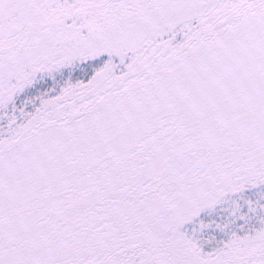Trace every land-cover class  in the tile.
I'll return each mask as SVG.
<instances>
[{
	"label": "snow or ice",
	"instance_id": "1",
	"mask_svg": "<svg viewBox=\"0 0 264 264\" xmlns=\"http://www.w3.org/2000/svg\"><path fill=\"white\" fill-rule=\"evenodd\" d=\"M0 264H264V0H0Z\"/></svg>",
	"mask_w": 264,
	"mask_h": 264
}]
</instances>
